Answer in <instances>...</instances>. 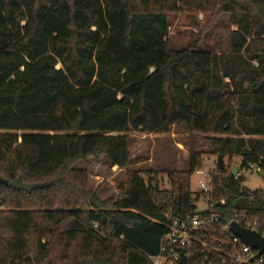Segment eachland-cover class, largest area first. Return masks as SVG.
I'll list each match as a JSON object with an SVG mask.
<instances>
[{
    "label": "trees",
    "instance_id": "1",
    "mask_svg": "<svg viewBox=\"0 0 264 264\" xmlns=\"http://www.w3.org/2000/svg\"><path fill=\"white\" fill-rule=\"evenodd\" d=\"M184 9L228 13L229 49H172L169 15ZM173 126L264 174V0H0V264H152L165 213L197 212L202 155L167 171L169 189L129 170L119 199L102 200L75 165L104 156L127 168L132 132ZM211 176L223 222H264L262 190L233 170ZM18 177L48 185L28 193Z\"/></svg>",
    "mask_w": 264,
    "mask_h": 264
},
{
    "label": "rangeland",
    "instance_id": "2",
    "mask_svg": "<svg viewBox=\"0 0 264 264\" xmlns=\"http://www.w3.org/2000/svg\"><path fill=\"white\" fill-rule=\"evenodd\" d=\"M216 15L211 11L197 9H184L171 13L169 46L172 49H179L199 41L205 50L217 53L220 49L228 50L230 33L236 27L231 23L228 13L221 12ZM224 83L230 85V80L224 78ZM208 137L210 136L201 133L186 132L176 126L171 127L166 133L132 132L130 134L132 160L127 168L114 166L104 156H90L86 161L78 162L75 167L84 169L88 173L90 188L102 200L119 199L124 196L120 187L127 180L129 170H141L146 178L148 173H152L158 177L163 189H169L167 171H186L192 153L202 155V170L210 172L211 175L218 170V157L212 152ZM224 163L227 171L233 170L235 166L239 167V158L235 157L232 160L225 158ZM198 177L200 175L197 173L192 175L191 191L196 211L201 212L207 208L206 202L209 198L201 194ZM242 186L247 191L264 192V174L256 170L249 171L244 177Z\"/></svg>",
    "mask_w": 264,
    "mask_h": 264
},
{
    "label": "built area",
    "instance_id": "3",
    "mask_svg": "<svg viewBox=\"0 0 264 264\" xmlns=\"http://www.w3.org/2000/svg\"><path fill=\"white\" fill-rule=\"evenodd\" d=\"M234 178H244L252 170L261 172L256 164L239 167ZM198 187L209 199L207 208L191 216L179 217L166 212L165 232L161 238L157 255L149 256L152 264H264V254L256 258L258 251L245 244L231 230L230 224L237 222L242 227L260 233L264 237V222L256 218L237 214L227 222H223L218 213V205H225V197L215 198V184L210 172L196 170ZM5 206L0 203V210ZM93 229L99 232L98 225ZM104 236V235H103Z\"/></svg>",
    "mask_w": 264,
    "mask_h": 264
},
{
    "label": "water",
    "instance_id": "4",
    "mask_svg": "<svg viewBox=\"0 0 264 264\" xmlns=\"http://www.w3.org/2000/svg\"><path fill=\"white\" fill-rule=\"evenodd\" d=\"M237 168L238 166L234 167L233 176H235ZM217 169L218 170L225 169L224 158L222 155H218ZM0 184L9 185L10 182L7 179L0 176ZM11 185L14 189L31 193L36 189L47 187L48 183L47 182L28 183V182H24L21 177H18L12 181ZM230 227L233 233L239 238H241L245 244L251 246L252 248L258 251L256 258H259L264 254V237L260 233L252 230H248L242 227L241 225H239L237 222H232L230 224Z\"/></svg>",
    "mask_w": 264,
    "mask_h": 264
}]
</instances>
